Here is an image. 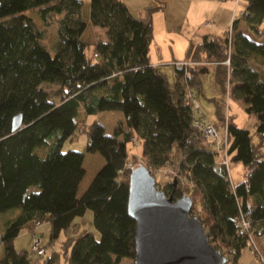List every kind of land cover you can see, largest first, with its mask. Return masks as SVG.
<instances>
[{
  "label": "trees",
  "instance_id": "16d2710c",
  "mask_svg": "<svg viewBox=\"0 0 264 264\" xmlns=\"http://www.w3.org/2000/svg\"><path fill=\"white\" fill-rule=\"evenodd\" d=\"M246 1L241 16L233 20L232 38L227 32L204 35L191 43L188 54L217 64V82L225 91L230 82L264 135V69L249 60L258 54L264 62V40H253L239 28L244 20L264 36V0ZM33 7H40L45 25H55L54 52L44 41L43 28L27 14ZM158 7L135 15L124 0H91V23L105 27L108 35L91 43L84 38V0H0V211L20 209L0 232L5 245L0 264H30L32 251L17 249L15 240L23 229L35 231V222L45 220L52 239L72 227L74 234L65 241L71 264H117L134 257L136 221L128 201L135 165L128 162L138 158L148 168L179 163L188 188L177 179L176 185L168 181L164 191L177 198L188 190L194 200L191 213L203 221L210 242L231 254L233 264H238L242 248L252 244L248 232L238 231L240 220L250 221L253 237L264 232L262 143H254L251 131L229 115L230 159L245 167L243 179L235 183L193 122L197 113L188 93L198 98L203 93L200 70L188 77L175 65L177 79L171 85L152 62V17ZM228 57L231 71L223 62ZM44 82L58 84V101ZM104 109H122L125 120L112 134L97 119L85 124L87 151L100 152L105 163L78 195L86 175L85 152L63 146L86 122L81 110L91 114ZM19 112L24 127L13 131ZM138 141L141 152H131L129 143ZM88 208L99 236L75 222ZM260 252L264 255V244ZM56 254L46 264H56Z\"/></svg>",
  "mask_w": 264,
  "mask_h": 264
},
{
  "label": "rangeland",
  "instance_id": "374dc122",
  "mask_svg": "<svg viewBox=\"0 0 264 264\" xmlns=\"http://www.w3.org/2000/svg\"><path fill=\"white\" fill-rule=\"evenodd\" d=\"M156 3V0H151ZM171 2L175 0H170ZM227 2L232 3V10H233V16H241L242 10L244 8V5L246 3V0H226ZM241 1V2H240ZM85 5L83 8L84 18L87 17V15L90 14L91 11V0H84ZM131 6L134 9V4L140 6L139 0H129ZM240 2V4H239ZM235 3L238 6H235ZM139 9L137 7V10L135 11L136 14H140ZM27 14L33 18V20L36 22L37 25L43 28L44 33V41L47 43L46 45L51 50V52H54L56 50L57 45V35H56V28L55 25H45L44 20L41 16V10L40 7H33L27 11ZM170 16L168 17L170 22H174L180 12L177 7L172 8L170 11ZM174 14V15H173ZM194 23L193 29L190 30V26ZM179 25L180 31L177 33L178 39L175 42L174 45V51H176L177 55L181 59H185V55L187 52V48L189 44L191 43V39H195V41H199L201 38L200 33L197 34V29L200 27V25H208L210 24L212 27L213 25L212 20H210V17L207 19L204 18H191L190 16L181 17L179 19ZM231 23L228 25L230 26ZM158 28H155L154 30V37L150 44V49L153 55H155L157 58L161 56L162 51V42L161 38L163 33L157 34L156 30ZM94 30L96 32H100L102 37L108 36L107 32L105 30V27L102 26H94L92 23L89 24V28L85 31L84 35L87 39L93 40L96 39V33H94ZM227 30V27L226 29ZM253 32V31H252ZM254 33V32H253ZM256 35V34H255ZM258 36V35H256ZM192 37V38H191ZM259 37V36H258ZM198 42H195V44ZM161 45V48L158 47ZM159 55V56H158ZM262 56L256 54V56H250V63L251 65H254L257 69L262 71L264 69V62L261 60ZM176 61V60H174ZM174 61H168V62H161L158 64V67L165 73L168 81L172 85L177 77H176V67L174 64ZM216 69L217 64L215 62H206L204 63L200 68V74L203 82V93L200 94L199 99L201 101V109L205 112V117L208 119H216L221 122L218 123L222 127L224 126L223 119L220 118L218 108L221 110L223 114H225V119L229 117V115H232L234 120L243 127L248 128L251 131L252 140L254 143H262V152H264V135L260 134L257 131L256 126V116L253 114H250L246 108L244 103L239 99V97L231 90L230 88V82H227L228 91H225L223 87L217 82L216 80ZM46 89L49 90L50 95L52 97V100L58 101L60 97L59 93V86L55 82H44L42 84ZM228 113V115H227ZM80 117H86V122L82 121L83 124L80 126L81 128H78L77 135L72 137L71 139H68L63 146L64 150L67 149H76L79 151L85 152L84 157V167L86 168V175L84 176L82 180V187H85L87 183L90 181V179L95 175V173L104 165L105 163V157L100 152H90L87 151V141H88V132L84 129L86 123H91L94 120H98L101 122L105 127L108 133L112 134L114 132V127L118 122L125 120L124 111L122 109H104L100 110L96 113L86 114L84 110L80 111ZM209 148L215 149V145L213 143L208 144ZM129 150L131 152L137 151L141 152V143L133 144L132 142L129 143ZM143 158H138V160H131V162L136 166L140 162H143ZM146 164L145 162H143ZM242 164L243 172H242V179L245 174V167L241 161L239 162H232L229 169L230 175L232 180L235 182L239 178L237 177V170L238 166ZM239 164V165H238ZM180 168L178 162H170L167 164H164L162 166H159L157 168H151L150 170H153V174L156 176L157 179V187L158 189L164 190L165 184L168 181L174 182L175 179H179L178 175L174 173L176 169ZM183 174V172H182ZM182 184V182H180ZM187 184V182H186ZM183 185V184H182ZM183 187H187V185H183ZM184 194H189L188 190L185 189ZM190 195V194H189ZM178 198V197H177ZM20 211L19 208H12L7 211H0V232L4 229L6 220L9 217H13L17 215V213ZM203 214V212H200ZM75 222H78L81 229H88L90 231H93L97 236H99V231L95 227L94 221H93V210L91 208H88L84 215L78 216L75 218ZM36 231L41 235L43 239V245L46 249V253L43 255L36 254L35 251H32L33 249V236L34 231H29L27 229H23L22 232L19 234V236L16 239V248L17 249H28L32 251L31 257L32 261L30 264H46V259L49 255H52L54 251H57V257H56V264H71L69 261V258L66 254V245L65 241L71 237L74 232L72 230V227H70L67 231H63L58 238H51V224L49 221L45 220L42 223H40V226L36 228ZM263 237L260 233H254V243L256 250L259 252L263 249ZM252 246V244H250ZM254 248V247H253ZM254 248V250H255ZM258 255H255L253 253V256L251 255H245L242 263L246 264H263L262 259L259 256V252L256 251ZM224 253V252H223ZM5 254V245L3 242H0V258H2ZM225 254L229 255V252H226ZM231 258V254L229 255ZM117 264H136L135 263V257H126L124 258L120 263Z\"/></svg>",
  "mask_w": 264,
  "mask_h": 264
},
{
  "label": "water",
  "instance_id": "95a60500",
  "mask_svg": "<svg viewBox=\"0 0 264 264\" xmlns=\"http://www.w3.org/2000/svg\"><path fill=\"white\" fill-rule=\"evenodd\" d=\"M22 127L19 112L12 129ZM193 204L189 194L175 198L158 189L156 176L144 163L131 170L128 209L136 221V264H233L210 242L203 221L191 213Z\"/></svg>",
  "mask_w": 264,
  "mask_h": 264
},
{
  "label": "crops",
  "instance_id": "0c3cea01",
  "mask_svg": "<svg viewBox=\"0 0 264 264\" xmlns=\"http://www.w3.org/2000/svg\"><path fill=\"white\" fill-rule=\"evenodd\" d=\"M124 1L127 3L128 7L130 8V10L135 15H140L144 10H146L147 8H149L151 6H158V5L160 6L154 11L152 18H153L154 30H155V28H158L156 30L157 34H159L160 32L163 33L162 38H161V42L163 45L162 46L163 52L161 53V56L158 55L159 57L157 58L155 55H153V53L151 52V49H150V55L152 58V62H153V64H155L157 66L161 62H168V61H174V60H180L181 59L177 55L176 51H174V45H175L176 40L178 39L177 33L180 31V27H181V25H179L180 24L179 19L182 16L185 18H187V16H190L191 18H197V17L198 18L199 17L205 18L206 17L207 19L210 17V20H212V23H211L213 25L212 27H210L211 26L210 24L203 25V26L200 25V27L197 29V34L200 33L201 38L199 39V41L198 40L195 41V39H193L191 37L192 38L191 43L200 42L204 35L224 34L227 31V30H225L226 27L228 28L229 27L228 25L230 23L232 25L233 20L236 17V16L235 17L233 16L232 3L227 2L226 0H175L173 2H171L170 0H156L157 1L156 3L154 1L152 3L151 0H139L140 6H139V3H138V6L134 4L133 5L134 9L131 6L129 0H124ZM240 2H239V4H240ZM247 4L248 3L246 1L243 10L246 8ZM84 5H85V2H84ZM238 5L235 3V6H238ZM137 7L140 8L139 9L140 14L135 13V11L137 10ZM175 7L178 8L180 14L174 22H170L168 20L169 19L168 17L171 15L170 14L171 9L175 8ZM84 19L87 22V28H86V30H87L89 28V24L91 23L90 14L87 15V17ZM194 26L195 25L192 22V24L190 26V30L195 28ZM239 28L245 35H247L249 38H251L253 40H256V41H263L264 40V36H261V37L256 36L255 33H253L250 30L246 21H244V20H242L240 22ZM105 30H106V28H105ZM94 33H96V39H93V40L87 39L85 37V35H84V38L91 43L95 42L98 38H101L103 40L108 39V36H106V35H105V37H102L100 32H96L94 30ZM191 43L189 44V46L187 48V52H186V55L184 58L190 57V55L188 54V50H189ZM158 47L161 48V45H159ZM176 77H177V75H176ZM203 113L205 115L204 111H203ZM210 120L218 122L221 124V122L216 120V119H210ZM242 172H243V167H242V164L240 163V165L238 166V170H237V177L239 179L237 181H235V183H238L242 180V175H241ZM92 178L90 179V181L92 180ZM90 181L83 188H81L82 183H80L79 189H78V195H81L84 192V190L87 188ZM261 234H262V237L264 239V232H262ZM15 244H16V240H15ZM250 244L251 243L249 242L248 244H246L242 248L240 257L238 259V264H246V263H242V260H243L245 255H251V256H253V254L258 255V253L255 252L253 246H251ZM263 244H264V240H263ZM251 253H253V254H251ZM259 253H260L259 254L260 258L262 259V263L264 264V255L261 254V252H259Z\"/></svg>",
  "mask_w": 264,
  "mask_h": 264
},
{
  "label": "built area",
  "instance_id": "2783aa9c",
  "mask_svg": "<svg viewBox=\"0 0 264 264\" xmlns=\"http://www.w3.org/2000/svg\"><path fill=\"white\" fill-rule=\"evenodd\" d=\"M230 38H232V25H230L227 28L226 31ZM229 66V71H231L230 68V57H228L226 60L223 61ZM206 63V61H198L193 60L190 58L180 59L174 61V64L178 66L179 68L184 69V76H192L194 70H200L201 66ZM193 108L196 110V116L193 119L194 124L200 129L203 136V141L205 144L213 143L215 145V150L218 152L219 160L226 164V166L230 169L231 166V159L229 155V136H228V117L224 121V126L222 127L220 124H218L215 121H212L205 117L202 107H201V101L196 95L195 92L190 91L188 93ZM228 115V113H227ZM129 166L134 165L131 161L128 162ZM181 180L182 183L186 184L187 177L182 174V171L180 168L176 169L174 171ZM40 225V222H35V227L37 228ZM239 232H248L250 234V238L252 240V246L254 243V237L251 233V223L248 219H245L244 217L239 222ZM255 248V245L253 246ZM32 251H35L38 255H43L46 253V249L43 245V239L41 235L35 230L34 236H33V249Z\"/></svg>",
  "mask_w": 264,
  "mask_h": 264
}]
</instances>
